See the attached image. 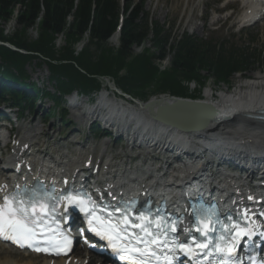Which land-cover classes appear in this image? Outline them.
I'll return each instance as SVG.
<instances>
[{
  "label": "trees",
  "instance_id": "obj_1",
  "mask_svg": "<svg viewBox=\"0 0 264 264\" xmlns=\"http://www.w3.org/2000/svg\"><path fill=\"white\" fill-rule=\"evenodd\" d=\"M139 8L134 0H124L123 6L120 0H0V43L16 49L12 51L0 45L1 100L5 101L3 95H7L11 104L22 109L32 108L39 96L59 103L63 95L73 91L83 95L96 93L103 78L112 81L123 93L143 101L149 95L165 94L195 100L199 96L184 93L183 83H196L209 77L217 85L230 87L235 74L245 76L255 69L264 72L263 51L230 50L224 42L187 34L171 45V31L152 21ZM15 11L19 31L9 37L2 26L12 19ZM119 25L117 49L107 48L108 39ZM32 28H36L37 37L29 41L25 34ZM85 35L87 44L75 56L73 46ZM59 36L63 37L65 46L56 50ZM147 42L156 55L146 51L141 55L132 53V47ZM168 56V68L159 73L153 64ZM33 61H38V68H47L53 94L35 84H24L33 94L7 87L4 80L24 83L28 79L25 67ZM149 89L152 92L146 93Z\"/></svg>",
  "mask_w": 264,
  "mask_h": 264
},
{
  "label": "bare ground",
  "instance_id": "obj_2",
  "mask_svg": "<svg viewBox=\"0 0 264 264\" xmlns=\"http://www.w3.org/2000/svg\"><path fill=\"white\" fill-rule=\"evenodd\" d=\"M246 2V10L248 8V12L243 15L241 22L249 23L253 21H257L260 18V14L262 13V9L258 8L257 5H252L250 8L249 0H245ZM114 40L117 39V35H114ZM212 90V89H211ZM211 90H207L203 93L201 102L209 104L214 111L213 117H216V120L210 119V123L206 132L201 133L202 135L199 136V141L202 143H208L211 145L217 146L220 151L224 147L227 149L225 153L227 154L228 158H231L236 163H243V165L248 166L251 165H260L264 162V125L261 123H257L254 120H251L249 116L257 117L259 116L260 112L264 111V76L255 75L253 78L245 80L242 82L241 85L237 86L235 90L229 93H220V94H213ZM165 99L169 97H163ZM165 99H155L161 100V102L165 101ZM84 103V102H82ZM81 103V104H82ZM100 104H104V101H100L99 105H97L93 110L92 114H95L98 110ZM91 110V111H92ZM85 112V111H84ZM126 115L132 118L129 120L130 126L123 122H119L117 127L120 129H124L126 133L133 136H144V139H147L148 143L152 142L153 144L157 145V149L164 150L167 149V145L174 144L175 150L178 148L184 151H188L191 148V145H186L185 143L189 141L185 139L186 137L183 134H180L177 131H172L168 128L155 124L152 120V116L148 115L144 109L140 106L135 105L131 109H127L125 111ZM72 115L78 119L83 120L86 118L83 112H76L75 110L72 111ZM109 121H115L117 119V115L107 114ZM120 118V116L118 117ZM87 121H89L87 119ZM126 121V120H125ZM32 129L29 131L28 134H32L27 138L21 137L16 139L18 141V151L15 152L13 156V162L16 166L18 163L21 162L20 156L22 155L20 152V148L27 146V148L32 149L41 142L42 138L48 137L50 134L48 132H40L38 129ZM227 129L231 133H226ZM194 132H191L193 134ZM72 134H69L67 138H69ZM200 135V134H199ZM225 135L226 137L230 138H220L217 136ZM185 137V138H184ZM197 140V139H196ZM62 145H68L67 141L62 143ZM71 149H73L70 146ZM78 151V150H76ZM56 153V151H52V153ZM33 157H40V159L47 160L48 158L51 159V155L49 153H45L43 155L40 151L32 150ZM63 156V157H62ZM90 155H84L81 152L75 157L74 160H66V156L61 154L53 159V163L57 165V168L52 166V164H43L39 165L38 163L34 162L32 159L31 162L35 164L34 168L36 171H49L52 175L57 176L60 174H68L69 172H75L77 170H81L82 166L86 162H91L92 158L89 157ZM29 158H32L29 156ZM8 160V159H7ZM6 160V161H7ZM25 168V165H22ZM149 169V168H148ZM134 178V180H142L144 177V172H141L140 175H135V173L129 174ZM126 176L124 179H127ZM156 180L148 184V187L155 185V183H160L162 185H167L170 182H173V177L176 179V182L182 181L181 175L179 173H174L172 177H167L162 179L159 176H155ZM31 177H26L25 180L30 179ZM2 186H6L7 184L1 182ZM116 185L122 184V180H117ZM161 186V185H159ZM225 189V186H223ZM5 247V246H4ZM85 259H87V255L81 257V254L78 252L77 255H74L70 258L65 260H59L55 262L47 261L45 258H42L40 262H32L22 261V260H14L7 256L6 254L0 256V264H84Z\"/></svg>",
  "mask_w": 264,
  "mask_h": 264
},
{
  "label": "rangeland",
  "instance_id": "obj_3",
  "mask_svg": "<svg viewBox=\"0 0 264 264\" xmlns=\"http://www.w3.org/2000/svg\"><path fill=\"white\" fill-rule=\"evenodd\" d=\"M218 2H222L221 4H217ZM134 3L137 4L139 9H142L145 13L149 15L152 21L157 22V24L164 26L166 30L171 31V38L169 43L171 45L174 44L176 40L185 32L189 34L195 35L198 39H207L213 42L220 41V39H224L225 34H227V30L233 27L239 28V20L241 19V15L243 12V6L241 0H141L139 4V0H134ZM139 4V5H138ZM211 8V12L209 15L204 14L206 11ZM223 8H228L229 10L225 12ZM203 16V18H202ZM207 17V18H206ZM16 18V11L12 15V19L6 24L3 25L4 34L6 36L11 35L12 32L18 30L19 28L15 24ZM261 19V17H260ZM71 21V19H70ZM69 21V22H70ZM214 27H221L224 28L223 31H219L217 33H210ZM26 39L29 41H34L37 37L36 28L29 29L25 34ZM114 37V36H113ZM110 39L107 43V48H114L117 49V40L114 38ZM224 37V38H223ZM225 48L226 49H236L240 51H263L264 54V18L259 22L255 23L254 25L250 26V30L242 35H237L235 38L230 40H226ZM83 44L86 46L87 41L86 39H82ZM55 49L59 50L61 47H64L63 37H59L56 39ZM143 48H135L132 47V53L134 55H140L142 51H146L149 55H156L154 51H152L150 47V42H147L145 45L142 46ZM141 49V50H140ZM150 49V50H149ZM154 53V54H153ZM170 57L168 56L164 61L154 63V67L158 70V72L165 71L169 66ZM38 61H33L30 66H26V76L29 78V83L37 84L39 87L43 88L45 91L52 92V83L48 79L47 68L42 66L38 68L36 65ZM255 75L264 76L263 73L259 72L258 69L246 74L244 78H253ZM202 76L205 75L202 73ZM247 79V80H248ZM102 86L115 85L108 79H102ZM243 82V78L240 79L238 74L232 77V84L233 86L227 87V85L223 84H215L212 79L209 77L200 78L198 81L190 82V83H183V87L185 89L184 93L191 97H198L199 99L203 97V93L207 90H211L213 94H220V93H229L236 89L237 86L241 85ZM197 84H201L202 87H198ZM112 89V88H111ZM113 93V91H109L108 94ZM118 92V91H117ZM152 92L151 89L147 90L146 93ZM116 94V93H115ZM167 95V94H166ZM169 96V95H167ZM159 97V95H149V100ZM161 97V95H160ZM80 102H85L84 97L79 98ZM128 100V99H126ZM82 103V102H81ZM65 107V106H64ZM63 107V108H64ZM53 105L47 100H41V102L35 107V109L31 113L23 114L25 120L23 122L18 121L15 126L20 136L22 132H26L27 129L32 127L38 126L41 127L40 120L42 116L48 115V112H52ZM66 117H65V124L58 123L57 117H52L45 125L44 128L48 133L52 134L49 138H45L47 142V150L50 152L53 150L52 147V140L57 141L64 135H69L70 133L74 134L71 135L69 138H63L60 142L64 143L67 140H71L74 142H79L83 148L86 150L90 149V154H93L95 160L98 159V156L103 153V148H101L102 143H107L105 140H101L99 144H97V140H94L93 137L88 136V131L84 128L79 129V125L75 122L76 118L70 113L73 110L66 109ZM75 120H74V118ZM33 120L32 123L29 121ZM12 127V128H13ZM85 127V126H84ZM36 129V128H35ZM42 129V128H40ZM38 129V131L40 130ZM80 130V131H79ZM45 133L44 131H40ZM57 143V142H56ZM112 144V143H110ZM106 146V145H104ZM52 148V149H51ZM75 148V147H74ZM73 148V149H74ZM44 148L42 147L41 150ZM76 149V148H75ZM80 149V147H78ZM95 149V150H93ZM83 150V149H82ZM84 150V151H86ZM113 150L112 146H108L106 149L107 155ZM59 151L61 153H65V150L62 149ZM114 151H118L117 147ZM10 155V154H8ZM73 155V153H72ZM8 252L3 247H0V254ZM5 255V254H3ZM10 258H18L17 254H6ZM22 257V255H20ZM20 260V259H18ZM32 262H40L41 259L39 258H30ZM97 262L96 260L94 261ZM93 262V263H94Z\"/></svg>",
  "mask_w": 264,
  "mask_h": 264
},
{
  "label": "snow or ice",
  "instance_id": "obj_4",
  "mask_svg": "<svg viewBox=\"0 0 264 264\" xmlns=\"http://www.w3.org/2000/svg\"><path fill=\"white\" fill-rule=\"evenodd\" d=\"M26 191L27 190H25V192ZM48 199H55V197L43 198L33 195L25 199V193L19 191L10 196H6L3 204H0V240L10 242L19 248L27 247L37 252L43 251L49 254L54 252L57 255L62 253L66 255L67 251L71 249L72 240L68 235L60 233L58 226L56 228L49 226L48 221L52 219V213L56 211V203H59V200H56V203H53L52 206L49 207ZM59 199L67 200L70 204L75 203L80 205L82 211L86 209L88 203L79 197L72 196H62ZM94 208L95 206L93 205V209ZM91 215L92 219L89 220V231L94 232L101 239H108L111 242L113 240L126 238L117 232L119 224H105L100 217L96 216L94 210ZM140 219H143V217H140ZM93 220L104 225L103 230H98L93 227ZM200 224L201 227H198L197 231L202 232L204 236H207L210 231H214L208 217H203L200 220ZM45 229L47 233H51V235H46ZM142 230L146 231V229ZM225 230L229 232L230 235L227 237L221 236L219 239L223 241V244L218 243L215 246V250L222 254L220 264H228L235 250L236 242L239 241L241 237H251V232L241 228L239 224H234L231 228H226ZM120 232L126 233L127 229L121 228ZM148 234L151 235L150 233ZM135 242L154 244L156 243V238L154 237L150 241H142L141 238H136ZM131 243L132 241H129L128 245H125L122 251H128ZM197 246L201 249H207L209 245L208 243H200ZM112 247L117 249L116 244H113ZM179 247L181 250H185L188 246L179 245ZM136 251L141 250L136 249ZM141 255L155 256V251L149 253L147 249H144L141 251ZM205 255H207V253H205ZM121 259H124V257L121 256ZM165 259L168 258L165 257Z\"/></svg>",
  "mask_w": 264,
  "mask_h": 264
},
{
  "label": "water",
  "instance_id": "obj_5",
  "mask_svg": "<svg viewBox=\"0 0 264 264\" xmlns=\"http://www.w3.org/2000/svg\"><path fill=\"white\" fill-rule=\"evenodd\" d=\"M143 109L149 112L155 123L182 134L204 131L216 118L213 117V108L207 103L173 97L163 102L148 101Z\"/></svg>",
  "mask_w": 264,
  "mask_h": 264
}]
</instances>
